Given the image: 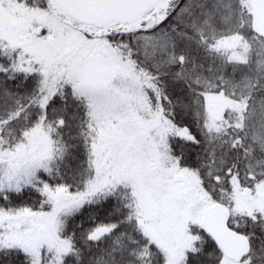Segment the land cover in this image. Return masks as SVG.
<instances>
[{
	"label": "snow or ice",
	"instance_id": "obj_1",
	"mask_svg": "<svg viewBox=\"0 0 264 264\" xmlns=\"http://www.w3.org/2000/svg\"><path fill=\"white\" fill-rule=\"evenodd\" d=\"M0 264H264V0H0Z\"/></svg>",
	"mask_w": 264,
	"mask_h": 264
}]
</instances>
